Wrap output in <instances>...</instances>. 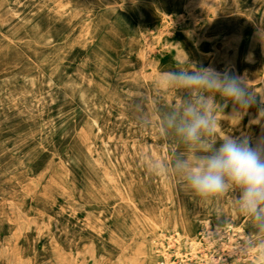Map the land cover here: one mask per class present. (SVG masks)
<instances>
[{
  "label": "rangeland",
  "instance_id": "1",
  "mask_svg": "<svg viewBox=\"0 0 264 264\" xmlns=\"http://www.w3.org/2000/svg\"><path fill=\"white\" fill-rule=\"evenodd\" d=\"M80 2L0 0V264H259L237 193L202 202L143 157L184 152L156 131L178 69L243 77L257 104L216 95L211 140L264 142V0Z\"/></svg>",
  "mask_w": 264,
  "mask_h": 264
},
{
  "label": "clouds",
  "instance_id": "2",
  "mask_svg": "<svg viewBox=\"0 0 264 264\" xmlns=\"http://www.w3.org/2000/svg\"><path fill=\"white\" fill-rule=\"evenodd\" d=\"M157 86L187 93L186 99L163 114L158 125V134L173 137L184 152L173 153L171 161L146 155V170L157 177L175 176L202 202L218 200L229 191L237 193L236 212L247 218L251 230L246 250L255 249L259 264H264V142L253 145L247 138L233 136L218 143L211 140L218 128L216 95L231 102L234 111L248 110L257 98L243 77L212 67L166 72Z\"/></svg>",
  "mask_w": 264,
  "mask_h": 264
},
{
  "label": "bare ground",
  "instance_id": "3",
  "mask_svg": "<svg viewBox=\"0 0 264 264\" xmlns=\"http://www.w3.org/2000/svg\"><path fill=\"white\" fill-rule=\"evenodd\" d=\"M51 1H52V0H51ZM66 2H67V1H66ZM79 2H80V0H79ZM82 2H83V0H82ZM54 3H55V2H54ZM60 3H61V2H60ZM80 3H81V2H80ZM84 3H85V2H84ZM82 4H83V3H82ZM82 4H81V5H82ZM85 4H86V3H85ZM85 4H84V5H85ZM119 5H120V4H119ZM53 6H54V5H53ZM72 6H73V5H72ZM106 6H107V5H106ZM106 6H105V7H106ZM63 7H64V6H63ZM78 7H79V6H78ZM80 7H81V6H80ZM88 7H89V6H88ZM118 7H120V6H118ZM61 8H62V7H61ZM75 8H76V7H75ZM45 9H46V8H45ZM59 9H60V8H59ZM63 9H64V8H63ZM72 9H73V7H72ZM72 9H70L71 12H72ZM87 9H88V8H87ZM81 10H82V9H81ZM90 11H91V10H90ZM84 12H85V11H84ZM44 13H45V12H44ZM55 13H56V12H55ZM61 13H62V12H61ZM48 14H49V13H48ZM65 14H66V13H65ZM79 14H80V13H79ZM90 14H91V13H90ZM56 15H57V14H56ZM62 16H63V15H62ZM57 17H58V16H57ZM93 17H94V16H93ZM50 18H51V16H50ZM70 18H71V17H70ZM76 18H77V17H76ZM76 18H75V19H76ZM60 19H61V17H60ZM65 19H66V16H65ZM75 19H74V20H75ZM55 20H56V19H55ZM85 20H86V19H85ZM94 20H95V19H94ZM97 22H99V21H97ZM39 23H40V22H39ZM45 23H46V22H45ZM72 23H73V22H72ZM80 23H81V22H80ZM92 23H93V22H92ZM43 24H44V23H43ZM48 24H49V23H48ZM57 24H58V23H57ZM64 24H65V23H64ZM63 26H64V25H63ZM51 28H52V27H51ZM54 28H55V27H54ZM54 28H53V29H54ZM69 28H70V27H69ZM69 28H68V29H69ZM64 29H65V28H64ZM102 29H103V28H102ZM98 30H99V29H98ZM52 32H53V31H52ZM3 35H4V34H3ZM87 35H88V34H87ZM62 37H63V36H62ZM3 38H4V37H3ZM31 40H32V39H31ZM61 40H62V39H61ZM56 41H57V40H56ZM59 42H60V41H59ZM57 44H58V42H57ZM3 46H4V45H3ZM7 46H8V45H7ZM8 47H9V46H8ZM3 48H4V47H3ZM43 51H44V50H43ZM81 52H82V51H81ZM6 53H8V52L6 51ZM4 54H5V52H4ZM26 54H27V53H26ZM2 55H3V54H2ZM6 55H7V54H6ZM38 55H39V53H38ZM35 57H36V56H35ZM35 57H34V58H35ZM32 58H33V57H32ZM1 59H2V58H1ZM7 59H8V58H7ZM27 59H28V58H27ZM5 60H6V59H5ZM10 60H11V59H10ZM67 60H68V59H67ZM28 61H29V60H28ZM16 62H17V61H16ZM64 63H66V61H65ZM54 66H55V65H54ZM63 66H64V65H63ZM70 66H71V65H70ZM26 67H27V66H26ZM35 67H36V66H35ZM51 68H52V67H51ZM33 69H34V68H33ZM69 69H70V68H69ZM69 69H67V70H69ZM23 70H24V69H23ZM20 71H21V70H20ZM51 71H52V70H51ZM32 72H33V71H32ZM44 72H45V71H44ZM68 72H69V71H68ZM52 73H53V72H52ZM21 75H22V74H21ZM21 75H20V76H21ZM45 75H46V74H45ZM55 76H56V75H55ZM55 76H54V77H55ZM17 77H18V76H17ZM5 78H6V77H5ZM7 78H8V77H7ZM11 80H12V79H11ZM11 80H10V81H11ZM21 80H22V79H21ZM31 83H32V81H31ZM38 92H39V91H38ZM106 104H107V103H106ZM102 117H103V116H102ZM100 119H102V118H100ZM131 119H132V118H131ZM89 120H90V119H89ZM133 121H134V120H133ZM93 124H94V123H93ZM100 124H101V123H100ZM142 125H143V124H142ZM143 126H144V125H143ZM152 126H153V125H152ZM145 127H146V126H145ZM98 128H99V127H98ZM135 128H136V127H135ZM139 128H140V127H139ZM142 128H143V127H142ZM99 129H100V128H99ZM133 129H134V128H133ZM143 129H144V128H143ZM143 129H142V130H143ZM150 129H152V128H150ZM157 130H158V129H156V131H157ZM139 131H140V130H139ZM144 131H145V130H144ZM144 131H143V132H144ZM131 132H132V130H131ZM149 133H150V132H149ZM127 134H128V133H127ZM140 134H142V133H140ZM128 135H129V134H128ZM151 135H153V134H151ZM151 135H150V136H151ZM126 136H127V135H126ZM129 136H130V135H129ZM147 136H148V135H147ZM155 137H157V136H155ZM134 139H135V138H134ZM137 139H138V138H137ZM129 140H130V139H129ZM142 140H143V139H142ZM131 141H132V140H131ZM133 141H135V140H133ZM133 141H132V142H133ZM136 141H137V140H136ZM140 141H141V140H140ZM75 158H76V157H75ZM77 161H78V160H77ZM38 169H39V168H38ZM57 188H58V187H57ZM59 189H60V188H59ZM102 191H103V190H102ZM107 192H108V191H107ZM71 203H72V202H71ZM69 204H70V203H69ZM69 204H68V205H69ZM77 208H78V207H77ZM77 208H76V209H77ZM76 209H75V210H76ZM87 212H88V211H87ZM80 213H81V211H80ZM82 213H83V212H82ZM89 213H90V212H89ZM127 214H128V213H127ZM127 214H126V216H127ZM180 214H181V213H180ZM218 215H221V216H220L221 219H219V221H223L222 219H224L225 216H226V214L224 213V211H223L222 209H219V211H218ZM94 218H95V217H94ZM85 219H86V218H85ZM96 220H97V219H96ZM98 221H100V220H98ZM126 222H127V221H126ZM129 222H130V221H129ZM129 225H130V224H129ZM247 225L249 226V221H248ZM127 226H128V225H127ZM131 227H132V226H131ZM133 227H134V226H133ZM138 229H139V228H138ZM133 230H134V229H133ZM137 231H138V230H137Z\"/></svg>",
  "mask_w": 264,
  "mask_h": 264
}]
</instances>
